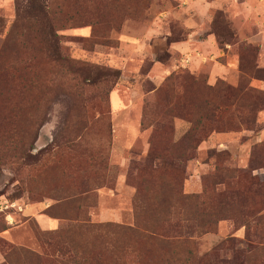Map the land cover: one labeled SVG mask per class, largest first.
<instances>
[{"label":"rangeland","instance_id":"374dc122","mask_svg":"<svg viewBox=\"0 0 264 264\" xmlns=\"http://www.w3.org/2000/svg\"><path fill=\"white\" fill-rule=\"evenodd\" d=\"M5 201L0 264H264V0H0Z\"/></svg>","mask_w":264,"mask_h":264},{"label":"crops","instance_id":"0c3cea01","mask_svg":"<svg viewBox=\"0 0 264 264\" xmlns=\"http://www.w3.org/2000/svg\"><path fill=\"white\" fill-rule=\"evenodd\" d=\"M199 6L201 7L200 9L204 8V10H210V9H217L219 8L218 5L216 4V2H211V3H206V5H203L202 3L199 4ZM194 12H196V14L199 15V17H197L196 15H193L191 17L190 14H188L187 12L184 11H180L179 14H177V16H175L174 18L176 20H180L184 26L187 29V32L189 33V41L185 42V43H181L180 45H178L176 47V50L185 56H189L188 54L190 53H195L197 48H202L203 44L202 41L200 40V36H201V29H202V12H199V9L197 8V6L193 7ZM191 39H193L191 41ZM206 45V44H205ZM224 55V53L222 54ZM119 105V102L117 103Z\"/></svg>","mask_w":264,"mask_h":264},{"label":"built area","instance_id":"2783aa9c","mask_svg":"<svg viewBox=\"0 0 264 264\" xmlns=\"http://www.w3.org/2000/svg\"><path fill=\"white\" fill-rule=\"evenodd\" d=\"M25 206L20 204L19 202H0V214H4V216L0 215V220L2 217L6 220V223L10 226H13L15 223V213H23Z\"/></svg>","mask_w":264,"mask_h":264},{"label":"trees","instance_id":"16d2710c","mask_svg":"<svg viewBox=\"0 0 264 264\" xmlns=\"http://www.w3.org/2000/svg\"><path fill=\"white\" fill-rule=\"evenodd\" d=\"M20 1L23 2L24 5H26L28 3V0H20ZM60 29H62V28H60ZM51 33H52L53 37L57 40V36H56L55 30L53 28H52Z\"/></svg>","mask_w":264,"mask_h":264}]
</instances>
